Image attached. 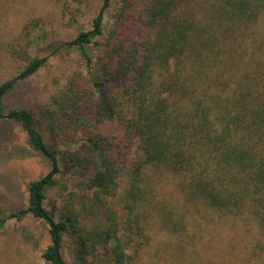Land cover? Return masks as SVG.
Masks as SVG:
<instances>
[{"label":"trees","instance_id":"obj_1","mask_svg":"<svg viewBox=\"0 0 264 264\" xmlns=\"http://www.w3.org/2000/svg\"><path fill=\"white\" fill-rule=\"evenodd\" d=\"M108 4L103 0L92 29L79 30L64 45L84 49L94 42ZM118 19L99 57L101 73L91 77L102 89L99 126L88 124L85 144L67 155L70 165L88 170L82 185L92 191L78 200L79 211L67 203L74 216L54 219L43 207L59 166L32 112L23 107L2 112L1 96L40 68L46 56L30 58L0 83V118L19 122L30 146L51 166L29 182L27 206L8 217L30 213L49 225L51 242L41 253L49 264H82L62 255L69 230L80 246L101 243L121 264L130 257L124 245L135 262L153 235L167 238L157 250L169 264L204 258V264L223 263L225 257L204 244L208 232L214 234L209 225L230 220L232 226L252 223L264 232V0H123ZM77 105L64 113L77 112ZM123 172L127 214L119 233L106 198ZM157 182L172 185L175 194L161 195ZM102 209L110 221L104 227L96 219ZM199 209L211 216H193ZM86 216L92 228L80 225L79 217ZM110 237L117 242L107 247Z\"/></svg>","mask_w":264,"mask_h":264},{"label":"rangeland","instance_id":"obj_2","mask_svg":"<svg viewBox=\"0 0 264 264\" xmlns=\"http://www.w3.org/2000/svg\"><path fill=\"white\" fill-rule=\"evenodd\" d=\"M122 3L123 0H109L103 9L101 33L94 42L80 49L64 44L79 30L92 29L93 17L103 0H0V83L16 76L30 58L46 56L44 64L33 74L19 79L1 96V101L3 113L11 108L30 110L36 129L48 148L55 152L59 172L54 184L46 187L42 202L54 219L74 216L67 210V203L70 202L71 210L79 211L78 200L92 195V191L82 185L88 179V170L70 165L67 155L78 152L85 144L88 124L98 122L99 126L101 112L97 99L102 89L93 84L91 77L101 73L99 57L120 20ZM130 11L133 17L136 9ZM69 105H77L78 111L64 113L63 109ZM50 167L45 155L30 146L19 122L0 118V264H49L41 256L51 242L49 225L30 213L20 219L9 218L8 214L27 206L29 182L46 174ZM153 185L161 195L175 194L172 185L163 182ZM127 187L128 176L123 172L112 186V195L106 198L107 208L116 215L119 233L126 225ZM105 210L96 217L100 219L98 226L104 227L110 222L103 216ZM199 211L193 216H211L204 209ZM79 218L80 225L88 228L95 225L94 221L86 219L87 216ZM207 228L214 230V234L208 232L204 244H212L217 254L225 257L223 263L214 264H264V232L254 224L238 228L228 220ZM153 236L138 250L135 262L133 252L124 245L126 254L130 255L125 264L129 261L169 264L163 259V251L157 250L164 248L163 241L167 238ZM115 242L116 239L110 237L107 247ZM94 249L88 243L80 246L70 230L63 235L61 251L65 260L82 264H121L106 254L101 243L95 244ZM155 252H158L156 256ZM189 262L186 264H204L205 258Z\"/></svg>","mask_w":264,"mask_h":264}]
</instances>
